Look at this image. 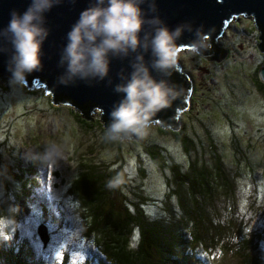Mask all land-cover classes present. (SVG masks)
<instances>
[{
  "label": "trees",
  "instance_id": "trees-1",
  "mask_svg": "<svg viewBox=\"0 0 264 264\" xmlns=\"http://www.w3.org/2000/svg\"><path fill=\"white\" fill-rule=\"evenodd\" d=\"M257 31L260 38L261 31L259 29ZM208 52L219 57L222 54V49L219 44L213 43L209 46ZM263 66L264 63L261 62L254 75L255 85L264 98V82L259 76ZM224 76L227 75L224 74ZM0 83L7 87L12 82L4 83L0 80ZM190 83L187 91L189 109L194 100L192 97L194 86L191 80ZM35 86L36 84L32 87ZM25 88L30 91L38 90L26 86ZM45 95L57 109L70 108V112L79 118V122L97 124L91 118L88 109L75 108L64 102L55 103L51 95L46 93ZM218 97L220 98L219 95H212L211 93L202 96L200 102L203 103L204 111L197 109L195 115L199 116L200 112L202 114L200 118L196 120L193 118L192 120L194 131L197 133L203 131L205 138L196 134L195 138H192L193 133H191L188 125L184 127L188 123L184 120L181 122L179 131L159 127L161 133L154 134L152 132L148 139L142 138L143 141L131 140L130 143L127 142L131 138L110 140L116 146L112 149V164L121 166L117 167V171L123 169V165L128 168V182L119 189L110 190L106 187L107 180L115 173L105 171L103 163H97L99 166L101 165V168L87 164L77 166L78 172L71 183L70 192L79 202V206L74 209L79 208L81 211L79 223H81L82 234L86 235L89 246L91 242H94L97 249L96 264H205L204 259L201 258L202 254H206L205 250L208 248L215 250L220 247L225 252L239 254L240 264H264V254L260 253V255L257 249L263 233L261 230L258 234L251 233L250 227L246 226V223L249 222L247 221L248 218L256 214V201L250 200L246 196V200L250 202L243 200L238 204L242 207V212L233 213L229 209L237 203L235 196L239 189L234 185H237L239 178H243V175L248 176L245 175L247 172H250L251 176L262 184L261 188L255 191V194L260 196L259 200H262L259 203L260 209L264 208V181L257 178L258 173L264 174V168L261 169L262 165L252 167L251 156L253 154L249 150H246L245 153V151L240 150L241 148L235 147L236 154H239L240 159L235 161V157L238 155L235 157L230 155V163L227 160L228 157L223 156V151L227 150V146L224 145L227 136L224 134L230 133H227V129L219 125L220 123L216 120L217 115H225V112L214 113L212 111L218 107L217 104L214 105L213 103L219 99ZM183 113L179 112L178 118H183ZM100 125V130L106 133L107 125L102 118ZM166 134L175 138V142H178L181 149L174 141L168 140ZM211 135H215L216 139ZM234 139V135L228 138L230 148L234 146L232 144ZM166 140L169 141V144L165 142ZM6 141L7 139L2 140L0 137L1 193L7 188L8 193H12L13 198H16L19 193L13 180H20L23 177L26 166L17 158L19 154H17L14 146L10 147V150ZM124 144L139 145V155L137 156V152L133 151L135 156L133 163L135 164H132L131 161H120L119 152ZM221 144H223V149L220 148ZM4 155H6L7 161L6 158L4 159ZM139 158L146 163L144 166H141ZM30 162L28 170L36 184V181L40 179L37 172L40 162L34 159H30ZM143 168L148 170V173H150L149 168L158 169L167 174L169 172L174 180H166L165 177L164 181L157 180L155 182L144 174ZM232 170H235L236 173H233ZM255 180L249 182L252 183L251 187H253ZM22 186H20V190ZM14 208L17 209V204L11 202L7 197L0 201V219L6 216L11 217L10 213L13 214L11 218H14ZM56 210V208L50 210L47 214L41 209L45 220L40 224L46 226L47 224H56L59 220L56 216ZM16 212L17 214L26 212L27 217L30 218L31 216L25 206ZM66 214L70 215L71 212H63L60 224L55 225L58 226L56 228L61 229L64 226H69L64 225ZM262 219L264 220V218ZM63 221L65 222L61 223ZM72 226L75 227L76 223ZM13 227L18 229L14 231L15 239L11 243L12 246L8 245V247L13 248L9 255L0 253V264H2L3 257L7 261L6 264H35L36 255L28 247L26 241L28 238L22 235L21 227H7L6 232L8 233ZM27 233L30 235L29 231ZM52 236L49 233V244L46 246L38 238V241L41 242V260L45 264L50 262L46 263L47 258H51L55 262L59 260V257L54 256V252L51 251ZM53 238L55 237L53 236ZM55 241H58V238H55ZM83 258L76 264L81 262L84 264L94 263L89 257Z\"/></svg>",
  "mask_w": 264,
  "mask_h": 264
},
{
  "label": "rangeland",
  "instance_id": "rangeland-1",
  "mask_svg": "<svg viewBox=\"0 0 264 264\" xmlns=\"http://www.w3.org/2000/svg\"><path fill=\"white\" fill-rule=\"evenodd\" d=\"M204 41L208 44L209 38H205ZM217 43L222 49L226 50V56L220 61L209 60L199 53L191 51V49H183L180 53L178 62L183 71L189 75L194 86L192 95L194 100L191 102V108L185 110V113H183V118H179L180 125L182 121L186 120L188 123L184 127L189 126L191 133H193L191 135L192 138H195V134L201 136V138H205L203 131H199V133L194 131L192 120L193 118L195 120L200 118L202 114L200 112L199 116H196L197 109L204 111L202 108L203 103L200 102L202 96L206 93L219 95L220 98L218 97L219 99L213 102L218 107H215L212 111L214 113L225 112V115H217L216 120L220 123L219 125L227 129V133H230L228 135L224 134L227 136L226 143L224 144L227 146V150L223 151V156H227V160L230 163V155L231 157L238 155L235 157V161L240 159L239 154H236L235 147L241 148L240 150L242 152L245 151V153L246 150H249L253 154L251 156L252 167H260L262 165L261 169H263L264 98L255 85L254 74L256 69L259 68L260 63H264V52L257 49L259 33L254 25V21L246 16H239L233 19L225 27L222 35L217 37ZM224 74L227 76H224ZM37 89L30 91L25 88L24 83H10L7 87H4L0 83V137L2 140L7 139L6 142L9 149L14 146L17 154H19L17 158L26 166L24 167L25 172L23 177L20 180H13L18 188L19 195L13 198L12 193H8L7 188L1 193L2 185L0 183V201L7 197L11 202L17 204V211L25 206L31 214L29 218L26 212L17 214L15 211L14 218H11L13 217L12 213H10L11 217L6 216L3 219L1 217L0 253L3 255L10 254V250L13 248H11V243L15 239L14 231L18 229L17 227H13L7 233V227L18 226L22 229V235L28 238L26 240L28 247L36 255L35 264H45L41 260V242L38 241L37 227L45 220L43 219L44 216L41 209L48 214L50 210L52 211L56 208V216L59 220L54 225L47 224L46 226L44 224V226L47 228L48 234L51 233V236L53 235L55 238H58V241H55V238L52 236L51 251L54 252V256L59 257V260L55 262L51 258H47L46 263L50 261L48 262L49 264H76L78 261H81L82 257H84L83 259L89 257L96 264L95 256L97 255V249L94 242H91L89 246L86 241V235L82 234L81 223H79L81 211L79 208L74 209L76 206H79V202L70 192L71 183L77 175V166H80V164H87L93 167V165L99 166L97 163H103L105 171L115 173L117 167H121L120 165H113L111 161L112 149L116 146L106 137L105 132L100 130L101 113L99 109H94L91 113V118L97 123V126L82 121L79 122V118L70 112V108L59 110L53 106L50 99L44 93V87ZM47 94L50 95V93ZM195 102L196 104H194ZM159 127H161L160 124L154 122L149 129L150 134L145 138L148 139L152 132L154 134L161 133L158 129ZM224 132L226 133L225 130ZM213 133L218 136L215 132ZM215 135L211 136L216 139ZM232 135L235 137L234 143L232 142L234 146L230 148L228 138ZM166 136L169 138L168 140L175 142V138L169 134H166ZM131 140L137 142L143 141L140 137L125 141L130 143ZM168 140L165 142L169 144ZM46 142H55L64 148L65 158L57 165L48 166L36 155L43 151ZM175 144L181 149L178 142H175ZM220 148L223 149V144L220 145ZM133 151L137 152L136 155L138 156L139 145L133 144L130 146V144H124L121 146L119 152L120 161H131L132 164H135L133 163L135 157ZM5 156L4 159L6 158ZM30 159L40 162V166L37 167L40 179L36 181V184L32 180V176L28 170L29 164H31ZM139 160L141 166L146 164L140 158ZM100 166L99 168H101ZM123 168H125V165H123ZM224 168L226 167L224 166ZM142 170L145 171L144 174L148 178L153 179L155 182L163 180L165 177L166 180H174L172 179V174L169 172L167 174L163 171L161 172V170L152 168H149L150 173L144 168ZM232 171L236 173L235 170ZM245 175L248 176L243 175V178H239L237 185H234V187L237 186V189H239V192L235 196L237 203L229 209L233 213L242 212V207L238 204L246 200V196L250 200L256 201L255 217L248 218L247 221L249 222L246 223V226L250 227L251 233L255 232L258 234L260 230L263 233L257 249L259 254H264V220L262 219L264 218V208L260 209L259 203L262 200H259L260 196L255 194V191H258L262 184L260 181L255 180L250 172H247ZM260 175L258 173L257 178L264 181V174ZM251 180H255L253 187H251L252 183H249ZM21 185L23 186L20 190ZM64 211L66 213L70 211L71 214H66V223H64L65 221L61 223L69 226L58 229L56 228L58 226L55 225L60 224ZM74 223H76L75 227L72 226ZM28 231L30 235H28ZM8 245L11 246L8 247ZM205 252L206 254L200 255L204 259L205 264H240L239 254L225 252L222 247L215 250L214 248H208ZM1 263H7L4 257ZM80 264H84V262Z\"/></svg>",
  "mask_w": 264,
  "mask_h": 264
},
{
  "label": "water",
  "instance_id": "water-1",
  "mask_svg": "<svg viewBox=\"0 0 264 264\" xmlns=\"http://www.w3.org/2000/svg\"><path fill=\"white\" fill-rule=\"evenodd\" d=\"M90 2L94 0H58V3L44 14L43 27L47 29V36L41 47L42 67L28 75L23 83L32 89L44 87L45 93H50L55 103H68L75 108L88 109L89 113L94 109H102L101 118L107 126L112 122L111 112L124 96L122 92L115 90L117 85L130 79L133 65L138 62V57H142L140 62L148 67L150 75L158 82H165L179 95L168 108L157 113L154 122L164 129H181L177 114L189 109L187 91L191 83L179 62L170 69H158L153 66L155 57L151 48L143 47L154 34L153 18H158L161 22L158 26H167L173 31L180 28L176 43L185 46L184 49H190V45L195 43L198 47L197 53L209 60L220 61L226 56V50L221 48L222 54L216 57L214 53L208 52L209 46L213 43L218 45L217 37L222 35L230 21L239 16H246L251 18L261 31L258 49L264 52V0H144L141 7L148 22L140 34L142 46L135 52L129 51L127 55L110 56L109 72L103 79L91 75L83 78L79 74L73 76L68 72L67 61L62 60L67 33L80 12ZM29 3L30 0H0V30L7 27L13 9L23 12ZM205 38H209L208 44L205 43ZM13 52L11 35H0L1 82L10 81L11 72L8 71V66ZM259 76L264 82V66ZM35 84L36 86L32 87ZM135 137L127 133L121 135V138ZM38 236L46 246L50 238L44 224L38 227Z\"/></svg>",
  "mask_w": 264,
  "mask_h": 264
},
{
  "label": "clouds",
  "instance_id": "clouds-1",
  "mask_svg": "<svg viewBox=\"0 0 264 264\" xmlns=\"http://www.w3.org/2000/svg\"><path fill=\"white\" fill-rule=\"evenodd\" d=\"M57 3L58 0H30L23 12L15 9L10 12L7 27L0 30V35H11L14 52L8 71L11 72L12 83L25 82L28 75L42 67L41 47L47 36V29L43 27L44 14ZM143 3L144 0L90 2L67 33L62 60L67 61L68 72L82 78L91 75L103 79L109 72L110 56L127 55L141 47L140 34L148 22L141 7ZM152 23L154 34L143 47L151 48L155 57L154 67L173 68L185 47L176 43L181 29L173 31L167 26H158L161 25L158 18H153ZM190 49L198 52L195 43L190 45ZM140 61L142 57H138V62L133 65L130 79L115 89L124 96L111 112L112 122L105 133L110 140H118L125 133L140 138L148 136L157 113L168 108L179 96L165 82L156 81ZM99 111L102 115L103 110ZM36 155L48 166L57 165L65 158L64 148L55 142H46L43 151ZM127 173L126 167L115 171V175L107 180L106 187L110 190L121 188L128 182ZM13 210L17 211L16 208Z\"/></svg>",
  "mask_w": 264,
  "mask_h": 264
},
{
  "label": "flooded vegetation",
  "instance_id": "flooded-vegetation-1",
  "mask_svg": "<svg viewBox=\"0 0 264 264\" xmlns=\"http://www.w3.org/2000/svg\"><path fill=\"white\" fill-rule=\"evenodd\" d=\"M207 71H209V70H207ZM188 75V74H187ZM188 77H189V75H188ZM189 79H190V77H189ZM191 80V79H190Z\"/></svg>",
  "mask_w": 264,
  "mask_h": 264
},
{
  "label": "snow or ice",
  "instance_id": "snow-or-ice-1",
  "mask_svg": "<svg viewBox=\"0 0 264 264\" xmlns=\"http://www.w3.org/2000/svg\"><path fill=\"white\" fill-rule=\"evenodd\" d=\"M135 238H138V237H135Z\"/></svg>",
  "mask_w": 264,
  "mask_h": 264
}]
</instances>
